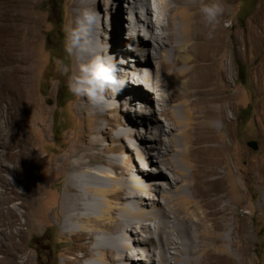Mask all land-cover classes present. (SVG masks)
Instances as JSON below:
<instances>
[{
    "label": "bare ground",
    "instance_id": "obj_1",
    "mask_svg": "<svg viewBox=\"0 0 264 264\" xmlns=\"http://www.w3.org/2000/svg\"><path fill=\"white\" fill-rule=\"evenodd\" d=\"M25 2L0 0V153L5 156V160L0 156V173L12 178L0 175L5 239L14 237L10 220L16 219L8 203L19 199L20 207L30 209L45 194L33 170L43 164L45 156L35 145L29 119L32 54L26 45L19 44L20 34L28 29L17 11ZM232 2L220 0L223 13L209 39L211 29L201 20L199 0H129L132 7L125 28L134 32L130 36L134 46L122 49L128 50V57L135 53L139 58H132L133 63L123 59L117 75L124 82V91L127 83L136 86L125 97L129 105L139 102L133 110L137 119H145L146 125L153 123L148 132L155 145L147 159L158 166L139 169L130 162L101 159L86 148H74L53 160L48 179L55 182L53 175L64 173L56 207L61 229L76 237V246L87 248V256L94 255L99 264L248 263L245 202L249 190L241 183V202L234 207L222 203L224 189L217 175L221 153L230 151L233 144L231 60L241 51V38L225 13ZM105 3L111 4L109 0ZM91 4V0H76L79 11L92 8ZM254 22L264 29V2L258 5ZM99 44L95 38L92 50L77 51L79 63L101 54ZM151 44L155 53L149 59V54L153 55ZM151 59H156L154 66ZM259 91L264 93V87ZM153 102L166 126L142 110L143 104ZM83 109L101 112V105L84 104ZM126 122H115L119 126L117 141L131 135L133 123L127 118ZM106 129L98 128L97 132L103 134ZM221 134L223 139L218 140ZM118 146L114 151L119 152ZM134 146L127 142L121 149L134 152ZM148 171L156 174L155 179L145 174ZM258 173L263 176L264 165ZM21 233L19 229L17 235ZM83 256L69 260L81 264Z\"/></svg>",
    "mask_w": 264,
    "mask_h": 264
},
{
    "label": "rangeland",
    "instance_id": "obj_2",
    "mask_svg": "<svg viewBox=\"0 0 264 264\" xmlns=\"http://www.w3.org/2000/svg\"><path fill=\"white\" fill-rule=\"evenodd\" d=\"M25 1L24 6L17 11L24 17L23 21L28 29L20 34L19 44L26 45L27 51L32 54L29 66L32 72L28 91L31 103L29 119L34 127L35 145L42 156H45L43 164L33 170L41 187L45 189V194L30 209L20 207L19 199L8 203V207L16 214V219L10 220V231L14 237L4 238L6 230L0 216V264H71L70 258L84 254L80 258L81 264H99L94 260V255L87 256V248L76 246V237H71L61 229L56 207L64 173L53 175L55 182H49L55 164L53 160L60 159L67 150L86 148L90 155L97 153L96 156L101 159L111 158L119 160L118 162L133 163L139 169H152L158 166L147 159L155 145L151 140L153 136L148 132V127L153 123L148 122L146 125L145 119H137L133 110L139 102L128 104L130 102L125 93L136 88L130 83L126 84L125 91L117 86L119 90L115 93L106 92L101 112L83 109L84 104H89L87 100L72 96L65 86L67 74L79 64L77 51L72 56L65 53L62 31L63 26L79 13L76 0ZM109 1L111 4H106V0H91V7L98 16L95 31L96 38L100 41L101 55L111 56L118 69V64L123 59H131L130 62L133 63L132 58L138 60L139 55L132 53L133 56L128 57L125 54L128 50L122 49L124 46H134L133 39H130L134 32H128L125 28L127 18L130 17L129 6L132 7V4L129 0L128 3L127 0ZM263 2L264 0H233L230 8L225 10L233 24L232 30L241 38V51L231 60L230 81L234 93L231 125L233 144L230 151L221 153L222 162L217 167V175L224 189L221 194L222 203L234 207L241 202V183H245L249 190L245 202L248 211L245 225L250 236L247 264H264V174L258 176V169L264 165V93H258L264 87V29L254 22L258 5ZM226 25L223 21L222 26ZM153 46H149V52L153 53L147 56L149 59L155 53L152 51ZM155 60L151 59V65H155ZM61 68L67 69V72L62 74ZM237 68L244 73L240 79L237 77ZM157 108L154 102L153 105H142V110L153 114L160 119L159 124L166 126V121L158 114ZM142 117L150 119L148 115ZM126 118L133 123L130 127L128 125L131 135L117 141L115 133L119 126L115 122L118 120L125 124ZM103 127L107 128L106 133H98V128ZM222 139V134L218 135V140ZM127 142L137 145L134 146V152L121 149ZM249 142H254L256 148L249 147ZM116 145H119V152L114 151ZM239 150L241 154H238ZM136 153L139 157H136ZM0 156L5 160L4 154L0 153ZM102 167L108 171L106 166ZM150 171L145 174L155 179L156 174ZM0 175L8 180L12 179L6 173ZM257 179H262L260 185L256 184ZM0 192H3L1 187ZM145 202L148 201L145 199ZM244 210L238 211L245 214L242 212ZM235 220L237 222L238 218ZM19 229L21 235H17ZM139 258L144 259V255L140 254ZM140 264L144 263L141 261Z\"/></svg>",
    "mask_w": 264,
    "mask_h": 264
},
{
    "label": "clouds",
    "instance_id": "obj_3",
    "mask_svg": "<svg viewBox=\"0 0 264 264\" xmlns=\"http://www.w3.org/2000/svg\"><path fill=\"white\" fill-rule=\"evenodd\" d=\"M198 12L208 31L207 37L212 38L213 31L223 13L220 0H199ZM98 16L94 9L84 7L74 19L63 26V47L68 56L76 51L92 50L96 38ZM67 69L61 68L64 74ZM117 64L108 55L94 54L81 61L74 70L67 74L65 86L72 96L85 98L93 107L106 101L105 93L118 91L123 80L118 78Z\"/></svg>",
    "mask_w": 264,
    "mask_h": 264
},
{
    "label": "trees",
    "instance_id": "obj_4",
    "mask_svg": "<svg viewBox=\"0 0 264 264\" xmlns=\"http://www.w3.org/2000/svg\"><path fill=\"white\" fill-rule=\"evenodd\" d=\"M237 75L238 79H240L244 73L239 68H237Z\"/></svg>",
    "mask_w": 264,
    "mask_h": 264
},
{
    "label": "water",
    "instance_id": "obj_5",
    "mask_svg": "<svg viewBox=\"0 0 264 264\" xmlns=\"http://www.w3.org/2000/svg\"><path fill=\"white\" fill-rule=\"evenodd\" d=\"M248 145H249V147H251L252 149H255V148H256L254 142H249Z\"/></svg>",
    "mask_w": 264,
    "mask_h": 264
}]
</instances>
